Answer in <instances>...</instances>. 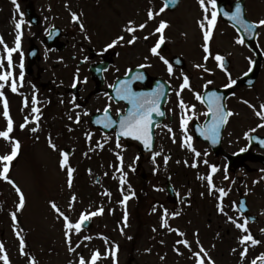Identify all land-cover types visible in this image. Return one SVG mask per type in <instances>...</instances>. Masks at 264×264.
Segmentation results:
<instances>
[{
  "label": "flooded vegetation",
  "instance_id": "af4514ba",
  "mask_svg": "<svg viewBox=\"0 0 264 264\" xmlns=\"http://www.w3.org/2000/svg\"><path fill=\"white\" fill-rule=\"evenodd\" d=\"M75 1V3H72L73 13L79 16V22L73 21L72 14L70 18L71 31L54 22H50L47 27V29L50 28L49 30L53 27L59 30L58 39L53 44L54 49L52 48L51 50L44 45V38L49 31L46 32L47 29L46 31L44 29L41 30L45 23L41 20L43 17L46 15L49 17L57 16L53 10H46L44 14L39 13V24L34 28H29L32 30V34L29 35L31 39H28V47L36 46L34 68L36 65L38 67L42 62L43 55L48 61H57L51 66L53 70L58 69L59 63L63 67L66 63L67 67L65 68H68L67 60L63 62L61 56L65 51L71 52L69 53V59L74 68L68 81L63 78H55L54 80L42 82L43 75L38 67L37 69L40 72L32 77L31 82L34 86L38 85L41 92L48 91L49 93L54 92L55 95L62 94L59 96L62 99V103L71 105L70 115H72V119L68 123L67 133L74 140L82 137L87 146L91 147L88 150L91 161L84 171V178L87 179V183L92 185L90 181L93 178L94 185L101 186L105 182L114 189L115 185L120 182L122 175L119 171L120 160L117 157V153H119L123 157V170L126 173L125 184L132 188L131 196L127 201L128 205L122 211L123 213L121 212L122 214H120L124 219L125 212L127 213L129 222L125 225H132L134 235L140 237H181L177 232L161 226V219L165 209L168 212L167 219L170 227L185 233L186 235L183 237H197V233L198 237H240L243 235L229 221V217L242 223L247 215L251 218L255 216L257 220L252 223L249 222V228L254 223H258L261 216L264 215V205H261L257 214L254 213L253 209L254 191L261 186L259 185L260 181L257 179L254 181L257 185L253 187V177L254 175L264 174V168L260 162L261 158L256 162L250 159L255 154L264 157V151L251 144V139L254 136L264 138V127H258V125L264 124V120L257 117L253 107L249 106L254 105L255 109L259 110L260 105L264 103L262 98L256 102L254 100V93L258 89L259 79L264 70V51L258 37L260 30H263L264 27L257 29L256 45L258 49H261V54L259 63H256L258 65L256 81L252 86L247 87L239 84V82L246 73L254 69L253 47L237 43L239 36L235 29L223 22L219 16L216 26L212 30V38L209 41L211 55L204 52V39L200 40L198 45L197 53H200L198 65H202V67L198 68L200 73L196 82L193 81L194 76L190 73L191 69H189L184 59L181 61L182 64L180 65L182 66L180 67L173 66L172 63V58L175 55L172 54L170 46L169 31L172 23L168 17L178 12L185 0H181L174 10H171V5L168 6L164 12L159 13L152 20H149L147 12L145 13L148 20L146 27L148 35L146 36L149 39L145 40L142 38L140 31L143 30L138 29L136 31L137 34L134 33V35L139 38L134 44L127 43V40L131 39L133 35L127 33L128 35L124 36L125 40L113 48L106 47L112 41L106 38L107 32L102 37L101 26H99L100 21L96 19L94 21L91 18L88 20L86 27V18L90 17L89 14L97 16L102 11H106L103 10V8H106L105 6L110 7V3L114 2L115 4L117 1L119 3L117 4L118 10L116 14L120 15V24L122 23L125 27L129 22V20L125 21L127 0ZM146 1L150 3V9L142 10L140 8L141 4L136 11L138 19L136 16L135 18L133 17V21L135 22L136 20L138 22L137 26L141 24L142 12L152 10L157 13L165 5L163 0ZM235 2L237 0H218V3L223 4L227 11L232 9V5ZM63 3L69 2L64 0ZM192 3L191 8L194 12H197V14L194 13L196 26L203 35L204 30L201 29L200 22L204 21L205 13L198 0H192ZM243 6L245 17L249 22L264 19V0H243ZM87 13L89 14L87 15ZM210 14L211 8L209 6V18ZM259 15L260 19L258 18ZM122 17H124V20ZM160 21H166L168 27L164 30L165 43L159 51L161 55L172 63V74L168 73L167 66L159 56L153 55L150 51L159 38L160 34L155 33V29L159 26ZM80 23H83L86 31H81ZM205 25L207 28L206 22ZM219 28L224 29V34L221 37L225 36L222 40L225 42L229 41L233 46L239 47L245 55L244 58H240L239 64H244L245 68L239 75L235 74L234 59L225 58L226 70H222L214 58L216 54H220V52L216 53L213 49L216 48L213 44L220 48L219 44L215 42ZM42 31H44L41 40L42 45L38 46L36 44ZM221 37L218 36L217 39L220 41ZM142 41L143 46L146 47L145 52L141 50V48L143 49L141 47ZM122 44L123 53L120 50L122 49ZM44 49H46L45 54L42 52ZM51 53L57 58L51 56ZM206 55H208L207 60H205ZM23 61L26 64V54L23 57ZM238 61L236 59V63ZM141 64L151 66L140 68ZM138 68L144 71L145 79L143 81H133L132 87L135 91L152 92L158 85H163L164 88V95L161 97L160 102V109L164 112V115L157 116L153 114L151 149H146L142 142L128 137H121L119 141L121 147H117L116 132L118 127L104 128L103 124L95 123L97 119L103 118L104 109L108 105H111L109 114L116 120L119 119L118 110L120 115L127 111L130 105L127 101L119 100L115 89L110 87V85H117L118 80L131 78L134 75L127 78L128 70L132 69L133 71ZM205 68L208 71H205ZM214 68L216 72L212 73L211 71ZM77 70L80 83L73 88L72 85ZM229 74L236 83L226 88L225 85L229 83ZM185 75L189 77L191 89L185 88L178 97L177 92L180 91V85ZM85 78L87 80L86 83L84 82ZM157 79L161 80L162 84H159L156 81ZM208 81H212V83L209 84ZM212 92L222 97L221 103L224 105L225 111L234 113V115L228 117L227 123L221 126L220 137L216 144L205 139L199 132V129L211 123L212 120L210 114L205 115L208 112L207 100ZM196 93L203 97V102L196 99ZM74 98L75 102H73ZM180 99H183L189 108L186 113L189 118L187 135L192 137V145L201 153L197 160L199 165L197 168L191 167L193 160L196 159L194 154L187 148L182 147L185 133L181 128V115L184 113L179 107ZM244 101L249 103L246 104ZM76 105H79V107H76ZM193 105L195 106L194 113L192 111ZM77 115H79L80 123H76ZM169 128L172 129V132H169ZM252 129H256V131L253 132ZM88 134H91V140L87 138ZM173 134L175 142H173ZM241 149L246 150L241 151ZM156 152H159L160 155L156 156L155 161H153L152 157ZM240 153L246 154V157L236 159L233 162L229 160L231 156ZM165 156L169 157L166 165L164 162ZM205 159L208 161L207 165L203 163ZM186 160L188 161L187 164H185ZM131 164H133V167L130 169L129 165ZM210 165H216L219 169L213 176L216 187L224 188L228 192L223 200V213L217 207L220 203L218 199L219 193L214 192L210 195L206 180L198 179V176L210 174ZM75 174L83 177L79 171H75ZM225 175H227V179H225ZM242 211L245 212L243 213ZM173 213H177V215H173ZM121 215H119L118 219ZM98 217L99 215H96L90 219L92 235L97 237H116V235H121V229H123L124 224L122 225L119 220L114 218L109 223L110 229L101 230V225L96 220ZM225 227H233L234 230L230 232V229L226 228L223 232ZM253 236L259 237V235L254 234Z\"/></svg>",
  "mask_w": 264,
  "mask_h": 264
},
{
  "label": "rangeland",
  "instance_id": "374dc122",
  "mask_svg": "<svg viewBox=\"0 0 264 264\" xmlns=\"http://www.w3.org/2000/svg\"><path fill=\"white\" fill-rule=\"evenodd\" d=\"M28 1L34 4L36 13L44 14L46 10H53L57 15L56 17H49L48 15L43 17L41 20L45 23L41 30L46 31L50 22H54L71 31L70 18L73 14L72 3H75V0H68L69 3H63L64 0ZM118 3L116 1L115 4L114 2L110 3V7L105 6L106 8H103V10L106 11H102L97 16L87 13L90 17L86 18V27L88 20L92 18L94 21L95 19L100 21L99 26H101L102 37L107 32L106 38L110 41L115 40L120 35H128L124 31V25L120 24V15L116 14ZM16 5L19 7L17 8ZM126 5L125 21H133V17H137L136 11L140 5L142 10L150 9V3L146 0H127ZM191 5H193L192 0H185L179 11L168 17L172 23L169 35L172 54L183 57L189 69H191L190 73L194 76L193 81L197 82V76L200 73L198 67H196L200 57L197 48L201 35L196 27L194 13L197 14V12L193 11ZM23 10L24 3L21 0H16V4L13 3V0H0V36L3 37L9 47H13L17 31L15 23L23 19L21 44L23 43L24 51L28 47V39H31L29 35L32 34V30L28 28L29 26L24 20ZM146 12L148 13V11L142 12L141 24L146 23L148 25ZM21 13L23 14L22 17ZM122 18L124 20V17ZM258 18H261L260 15ZM137 23L135 20L136 26ZM146 27L143 31H140L142 38L148 35ZM44 31L40 33L36 44L38 46L42 44ZM84 31H86L85 28ZM223 34V29L219 28L215 42L219 44L220 48L213 44L216 47L213 49L216 53L220 52L226 59H234L235 74L239 75L245 68L244 64H239L240 58H244L245 55L241 49L236 48L235 45L234 47L231 42L223 41L222 38L225 36L221 37ZM218 36L221 37L220 41L217 39ZM259 39L264 51V29L260 30ZM141 44V47H143L141 50L145 52L146 47L143 46V41ZM121 48L120 50L123 53V44ZM42 52L45 54L46 49ZM69 53L71 52L65 51L62 54L64 58L61 56L63 62L67 60L69 69L65 68L67 67L66 63L64 67L59 63L57 70L51 68L52 64L57 61H48L43 55L44 58L38 66L43 75L42 82L54 80L55 78L69 80L74 68L69 59ZM0 55H6L3 51V45H0ZM51 56L54 55L51 53ZM236 59L239 60L237 63ZM19 64L20 59H16L14 61V74L17 79L21 72ZM5 67H7L6 61ZM38 67L36 65L34 68L33 65V75L39 74ZM211 72H216V69L214 68ZM25 83L22 87L19 84L17 85L18 91L16 93H13L7 85L3 89L9 103L10 115L14 121V130L10 137L20 142L18 155L12 161L9 178L22 190L25 197L23 209H18L19 194L12 184L0 179V243L4 245V250L7 252L11 264H29L30 257L34 258L36 264H79L81 256L86 261H90L91 256L97 250L101 253V258L97 261V264H197L194 255V253L200 251V246L196 243L197 237H140L134 235L132 225H125L122 216L118 219V214L113 210L118 211L119 208L124 210L119 198L121 196L124 198L125 195L129 196L132 192L131 187L124 185L122 187L123 191L120 190V193H117L116 189L113 191L108 190L107 187L109 186L105 182L102 183L101 187L95 186L92 178L91 181L89 180L92 185H89L87 179L80 176L73 178L72 186H68L67 168L62 169L60 166L63 158L61 153L64 149L71 150L72 155L68 156L69 165L79 171L81 175H84V171L91 161L88 152L91 147L86 146L82 137L74 140L67 133L68 123L71 120L69 117H72L70 115L71 105L62 103V99L59 97L62 94L55 95L54 92H41L38 85L34 86L28 79ZM9 90L12 94H9ZM33 97L38 100V104L35 106L40 108L38 124L35 122L36 114L31 111ZM25 98L28 100L27 107L24 106ZM261 98L264 102V70L259 79L258 89L254 93L255 102L260 101ZM48 105L50 106L46 109ZM25 117H28L27 126L21 129L20 125L26 123ZM6 124L7 122L3 116V103L0 100V130H6ZM33 128H36L37 131L33 132ZM50 139L56 145L55 150L50 146ZM10 152L11 142L0 138V155ZM129 167H133V164ZM0 168H2V165H0ZM257 179L260 181L259 185L261 186L253 194L255 214L259 212L261 205H264V174L254 175L253 187L257 185L254 182ZM106 192L111 193V195H106ZM73 196L76 198L75 201L72 200ZM53 202L69 216L73 223L79 220L81 213H89L94 209L104 207L107 213L99 215L96 219L98 224L101 225L100 229H110L109 223L116 218L122 225L124 224L123 231L121 235H116V237H90L89 234L91 233L81 230L77 234L73 230L71 245L75 251H70L68 239L65 235L64 219L51 207ZM12 212H16V222L12 219ZM110 213H113V218L109 216ZM127 222H129L128 215ZM226 228H229L230 232L234 230L233 227H225L223 232ZM263 228L264 215L261 216L258 223H254L249 227L252 234L259 235L255 238L260 240L261 243L256 246L251 245L250 242L247 245H242L239 242V237H198V239L200 245L208 252L215 264H251L253 259L257 260V264H261L258 258L264 253V232L261 231ZM21 237L25 243L24 254L20 251ZM86 237H90V239H86ZM183 239L190 242L191 251L182 244H177L178 240ZM244 247L248 248V254L241 257L240 253L244 250ZM177 248H179V253L176 251ZM113 252L115 256H113ZM0 255H3V253H0ZM2 261L0 260V264H3Z\"/></svg>",
  "mask_w": 264,
  "mask_h": 264
},
{
  "label": "snow or ice",
  "instance_id": "6c2138e0",
  "mask_svg": "<svg viewBox=\"0 0 264 264\" xmlns=\"http://www.w3.org/2000/svg\"><path fill=\"white\" fill-rule=\"evenodd\" d=\"M176 2L177 0H165V5L159 10V12L154 13L152 10L148 11L147 13L148 19L149 20L154 19L156 15L164 12L165 9L169 5H174ZM198 2L205 13L204 21L200 22V27L201 29L204 30L203 39L205 43L203 45V49L205 53L211 55L210 49H209V41L212 38V30L215 28L217 20H218V0H207V3H206V0H198ZM13 3L16 4V0H13ZM209 6L211 8L210 18L208 15ZM16 7L18 8L19 6L16 5ZM22 15L23 14L21 13V17ZM224 15L229 20L234 22V26H239L238 30H242L244 33H253L256 29L260 27H264V19H260L259 21H255V22L247 21L242 14V9L239 6V4L236 5L234 12L232 13L225 12ZM72 19L74 22H79V16L76 15L75 13H73ZM205 22L207 24V28H206ZM23 23H24L23 19L15 23V28L17 31H16L15 42H14L13 47H9L8 44L4 41L3 37L0 36V45H3V51L4 53H6V55H0V100H2V103H3V116L7 122L6 130H0V138L4 139L5 141L11 142V152L8 154L0 155V165H2V168H0V179H3L4 181H7L8 183L12 184L15 191L19 194L18 209H23L24 204H25V197H24V193L22 192V190L14 183V181H12L9 178V172L12 166V161L18 155V152L20 149V142L19 140H15L10 137V134L14 130V121L10 115L9 103H8V100L5 96L3 89L7 85L10 87L13 93H16L18 91V87H17L18 83L21 86L23 84L24 63H23V52L21 51V39H22L21 29H22ZM146 26H147L146 23H142L136 26L134 21H129L125 25L124 31H126L129 34H133V35L131 36V39L127 40V43L134 44L139 38L136 35H134V33L138 29L143 30ZM79 27L81 31H84L83 23H80ZM167 27H168V23L166 21H160L159 26L155 29V33H159L160 35L155 45L151 47L150 51L153 55L159 56V58L167 66L168 73L172 74L173 73L172 63H170L168 59H166L163 55H161L159 51L161 46L165 43L164 30ZM144 39L147 40L149 39V37L145 36ZM124 40H125V37L123 35H120L115 40H113L111 43H109L106 47L113 48L114 46H116L117 44H119L121 41H124ZM237 43L243 45L245 43L244 36H240L237 39ZM17 52H19L21 56V60L19 64L21 72L19 74L18 79L14 74V61H13V55ZM214 58L218 62V66L222 70H226L225 64H224L225 58L220 54H216ZM145 59H147V57H145ZM207 59H208V55L205 56V60ZM5 61H6L7 67H5ZM150 66L151 65L141 64L139 67L146 68ZM196 67L199 68V67H202V65H196ZM204 70L208 71L207 68H205ZM128 71L131 72L132 69H129ZM144 79H145V76L143 73L136 72V74L132 76L131 78L118 80L117 85H110V87H113L115 89L118 99L127 101L130 107L127 109V111L123 115H120V112L118 110L117 114L119 116V119L116 120V119H113L112 116L109 114L111 105H108L104 109L103 118L97 119L95 121V123L97 124H103L104 128H112L114 126L118 127V131L116 132V146L117 147H121L119 143L121 137H128V138H132L134 140L140 141L142 142V144L144 145L146 149H151L152 147V125L154 123L153 114L157 116L164 115V112L161 111L160 109V102H161V97L164 95V88H163V85H158L157 88L153 90L152 92L135 91L132 87L133 81H143ZM84 82L85 83L87 82L86 78ZM78 83H80V80H79V75H78V70H77V74L74 77V82H73L72 87L75 88ZM208 83L211 84L212 81H208ZM235 83L236 81L231 79V76L229 74V83L226 84L225 87L226 88L231 87ZM185 88L191 89L189 77L187 75L183 77V82L180 85V91L177 92L178 97L180 96V93ZM195 95H196L197 100H201L203 102V97L199 93H196ZM221 100H222V97L219 96L217 93L212 92L209 94V97L207 100L208 112L205 113V115L210 114L212 117V120H211V123L206 124L203 128L199 129L200 135L203 136L205 139L210 140L213 144H216L218 142V139L220 137L221 126L227 123L228 117L234 115V113H232L231 111L224 110V105L221 103ZM73 102H75V98L73 99ZM244 103L247 104L249 102L244 101ZM32 104H33V107L31 111L33 114H36L35 122L38 124L40 120V116H39L40 108L35 106L38 104V100L35 97H33L32 99ZM24 106L25 107L28 106L27 98L24 99ZM249 106L253 107L257 117H259L261 120H264V103L260 105L259 110H256L254 105H249ZM76 107H79V105H76ZM179 107L183 110V113H184L181 115V128L185 133V138L183 140L182 147L187 148L194 154V157L196 159L193 160L191 167L197 168L199 166L197 160L201 156V153L197 151L196 148L192 145L191 143L192 137L187 135V125L189 122V118L186 116V113L188 112L189 108L184 103L183 99L179 100ZM194 109H195V106L193 105L192 106L193 113H194ZM85 114L87 115V113ZM69 119H72V117H69ZM25 121H26L25 124L20 125L21 129L27 126L28 117H25ZM76 123H80L79 115H77ZM258 127H264V124H260L258 125ZM69 130L71 131V129ZM168 130L169 132H172L171 128H169ZM32 131L35 132L37 131V129L33 128ZM252 131L255 132L256 129H252ZM87 138L91 140V134H88ZM173 142H175L174 134H173ZM49 143H50V146L55 150L56 145L51 141V139L49 140ZM259 143L264 145V140H260ZM245 150L246 149H241V151H245ZM61 155L63 158L60 162V166L62 169L67 168L68 186L71 187L72 180H73V172L75 171V169H73L68 163V156H69L68 152H62ZM159 155H160L159 152L154 153L152 157L153 161H155L156 156H159ZM117 157L120 160L119 171L122 173L120 177V184L121 186H123L126 183V179H125L126 173H124V170H123V157L120 156L119 153H117ZM168 160H169V157L165 156L164 157L165 165L167 164ZM187 163L188 161L186 160L185 164ZM203 163L207 165L208 161L205 159ZM210 169H211L210 174H208L207 176H198V179L206 180L208 192L210 195L213 194L214 192L219 193L218 199L220 203L217 205V207L219 211L223 213L224 212L223 200H224V197L227 196L228 192L224 188H217L213 181L214 174L217 171H219L218 167L216 165H210ZM105 175H107V173H105ZM225 179H227V175H225ZM121 190L123 191V188ZM105 194L111 195V193L109 192H106ZM201 195H203V193H201ZM129 198H130L129 196L125 195L121 203L126 205V202ZM75 199H76L75 196H73L72 200L75 201ZM51 207L55 209L56 212L60 216H62L64 219L65 228H66L65 235L68 239L70 251H75V249L71 245V236L73 234V230L75 231V233L78 234L82 230V226L85 225L86 222H88L91 219V217L100 215L104 211V209L101 207L97 211H92L90 213H87V212L81 213L79 220L73 223L70 220L69 216L66 215L54 202L51 204ZM11 215H12L13 221L16 222L17 220L16 212H12ZM173 215H177V213H173ZM167 217H168V212H167V209H165L162 219H161V226L165 228H169L171 231L177 232V234L181 237L185 236L186 234L181 232L179 229H172L170 227ZM228 219L231 223L235 225L237 229H239L243 233V235L239 237V242L242 245H247L250 242L251 245L256 246L261 243L260 240H258L257 238L253 236L250 229L248 228V223H249L248 217H245L242 223L237 222V220L233 219L232 217H229ZM124 221L126 224L127 222L126 212L124 216ZM121 231H123V229H121ZM261 231L264 232V229H262ZM17 235H19V233H17ZM196 236H197L196 243L200 246V251L194 253V255L196 256L197 264H215V261L211 259V257L208 255V252L203 248L202 245H200V242L198 239V233L196 234ZM86 239H90V237H86ZM177 244H182L184 247L188 248L191 251V244L187 239L178 240ZM24 248H25V243H24L23 238L21 237L20 251L22 254H24ZM176 251L179 253V248H177ZM0 253H3V255H0V260H3V264H11L8 254L4 250V245L2 243H0ZM247 254H248V248L244 247V250L240 253V255L241 257H244V256H247ZM113 256H115L114 252H113ZM100 258H101V253L99 252V250H97L91 256L90 261H86L85 258L81 256L79 260V264H97V261ZM258 259L261 262V264H264V253H262ZM32 264H36L35 260L32 261ZM251 264H257V260L253 259Z\"/></svg>",
  "mask_w": 264,
  "mask_h": 264
},
{
  "label": "water",
  "instance_id": "95a60500",
  "mask_svg": "<svg viewBox=\"0 0 264 264\" xmlns=\"http://www.w3.org/2000/svg\"><path fill=\"white\" fill-rule=\"evenodd\" d=\"M31 13H32V11L31 10H26V14L28 15V16H30L31 15ZM220 14H221V16L222 17H225V15H224V12L223 11H220ZM229 20V19H228ZM231 20H229V22H230ZM237 28H238V26H236ZM241 33V35L242 36H244V39H245V42L247 43V45L248 46H251L252 44H253V42H254V35H255V31L253 32V33H244L243 31H241L240 32ZM250 78H252V79H250ZM247 80L251 83V82H253L252 80H254V74L252 75V74H250L249 75V77L247 78ZM244 81V80H243ZM260 140H264V139H260ZM259 140V141H260ZM259 141H256V144L260 147V148H263L264 149V145H262L261 143H259ZM254 160H255V158H254ZM264 164V163H263ZM85 226V225H84Z\"/></svg>",
  "mask_w": 264,
  "mask_h": 264
}]
</instances>
